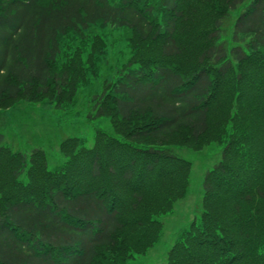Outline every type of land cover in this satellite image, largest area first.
<instances>
[{"label": "trees", "instance_id": "16d2710c", "mask_svg": "<svg viewBox=\"0 0 264 264\" xmlns=\"http://www.w3.org/2000/svg\"><path fill=\"white\" fill-rule=\"evenodd\" d=\"M105 27L122 30L130 53L94 97L118 139L66 138L53 171L33 149L22 184L26 156L0 134V264L144 255L188 184L189 162L168 148L212 143L223 148L199 215L163 264H264V0H0V110L72 103L96 76Z\"/></svg>", "mask_w": 264, "mask_h": 264}, {"label": "rangeland", "instance_id": "374dc122", "mask_svg": "<svg viewBox=\"0 0 264 264\" xmlns=\"http://www.w3.org/2000/svg\"><path fill=\"white\" fill-rule=\"evenodd\" d=\"M235 14L224 20L221 32V40L224 42H229ZM103 31L106 34L102 50L105 55L98 62L96 76H89L84 84L76 87L72 103L57 108L48 103L20 102L14 107L0 110V134L3 135L1 146L26 156V164L18 176L20 183H26L28 155L33 149L44 152L46 169L53 171L64 163L65 159L58 149L64 139L77 138L81 140L82 147L91 148L96 132L116 137L109 118L95 116L94 97L101 94L105 83H111L117 73L126 69L130 53L120 28L105 27ZM222 148L223 144L214 143L199 151L182 146L168 148L172 155L190 164L185 194L174 203L170 212L159 217L161 229L156 243L144 255L131 257L128 264L165 262L166 252L178 235L198 217L203 175L219 161Z\"/></svg>", "mask_w": 264, "mask_h": 264}]
</instances>
